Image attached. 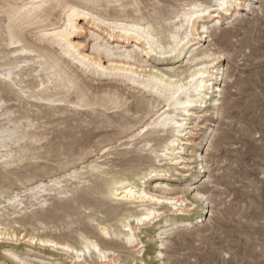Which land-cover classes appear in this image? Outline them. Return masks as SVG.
Wrapping results in <instances>:
<instances>
[{"label":"bare ground","instance_id":"obj_1","mask_svg":"<svg viewBox=\"0 0 264 264\" xmlns=\"http://www.w3.org/2000/svg\"><path fill=\"white\" fill-rule=\"evenodd\" d=\"M257 1L229 0L221 10L218 0H176L180 7L170 10L159 6L163 0H0V264H33L19 257L32 248L49 254L53 264H120L118 248L128 250L130 264H167V240L196 220V211L205 213L203 201L209 202L208 189L172 184V170L195 176L189 172L201 159L200 170L208 171L209 153L195 147L203 130L211 129L208 141L214 138L210 117H223L229 77L223 62L229 50L219 41L227 38L234 45L236 38L217 24L245 21L243 15L257 12ZM72 9L76 14L69 22ZM67 112L116 127L91 160L82 152L84 141L47 140L55 120V130L67 134L60 127ZM52 116L57 117L52 121ZM124 138V149L134 146L150 155L116 169L110 158L127 152H114L112 142ZM208 143L206 152L214 142ZM76 148L77 157L59 166H70L67 171L34 181L39 172L53 169L37 160ZM24 168L33 173L24 175ZM24 178L28 185L12 188ZM92 178L96 182L88 187ZM90 195L92 201L86 199ZM90 202L107 214L87 216L98 234L88 227L73 240L41 233L49 222L82 215ZM122 203L134 208L121 209Z\"/></svg>","mask_w":264,"mask_h":264},{"label":"rangeland","instance_id":"obj_2","mask_svg":"<svg viewBox=\"0 0 264 264\" xmlns=\"http://www.w3.org/2000/svg\"><path fill=\"white\" fill-rule=\"evenodd\" d=\"M179 3L181 4L176 0H163L159 6L171 10L172 6L180 7ZM255 6L257 12L254 14L245 12L246 14L243 15L245 21L243 22L234 23L223 20L217 24L221 25L222 30H228L236 37L233 41L234 45H231L227 38L219 41V45L227 47L229 50V57L223 62L229 76L228 79L226 78L224 98L222 99L223 117H225L219 120L211 116L212 125L210 128L216 129L213 131L214 138L208 141L211 129H207L203 130L205 133L202 134V138L197 140L200 144L195 148L200 151L199 153H209L206 158L208 164L206 170L208 171L200 170L201 159L194 164L197 168L193 169V172H189L196 174L195 176H181L176 170H172L176 174V180H173L172 184L200 186L204 191L208 189L209 202L203 201L205 213L196 211L195 215L198 216L196 220L193 219L192 223L182 226L181 229L179 227L175 231L173 230V235L166 242L167 247L163 249L167 256L164 259L167 264H264V0L255 2ZM89 27L92 26L89 25ZM216 27L214 25L213 30L214 28L216 30ZM89 29L88 32L91 34ZM89 33L87 34L89 35ZM219 34L220 32L214 36L215 40L217 38L216 41H218ZM88 35L84 34L81 39L85 41L89 38L90 35ZM90 41L92 45V38ZM185 61L186 58L183 65H185ZM99 82L96 80L94 83L96 85ZM15 103L18 108L22 109V105ZM71 114L73 113L63 114L66 121L60 125L63 132H67V134L64 135L55 130L57 124V120H55L52 122L55 128L50 129L47 140H52L53 144L84 141L85 143L83 142L84 144L82 143L81 146L82 152L86 153L84 155L86 160H91L94 158L93 154L99 153L100 148L108 144V142H100L107 136L113 135L117 129L114 125L109 127L98 125L97 120L92 122L93 118L87 115L74 116ZM130 114L134 120L136 115L134 116L133 112ZM56 117L52 116L50 120L53 121ZM48 118L45 117L43 121H47ZM117 119L122 121L120 118ZM163 137L164 135L160 138ZM86 138L88 142L85 141ZM47 140H43L44 145L47 144ZM116 140L114 139L112 142L114 143L113 151L127 152L123 155L114 154L110 158V166L116 165V169L123 165L129 166L128 162L141 155H150V151L135 150L134 146H130L128 149L120 146V143L127 138L120 142ZM211 141L214 142L213 146L206 152L207 143L209 142L208 145H210ZM78 148L76 151L67 152V154L53 153L49 158L37 160L53 167V169L39 172V176L35 177L34 181L41 178L46 179L55 174H63L70 166H68L69 168H60L59 166L69 158L77 157L80 152ZM92 149L95 151L90 153ZM165 162H169V160ZM155 164L159 166L158 161ZM22 173L30 175L33 171L31 168H24ZM1 180L3 179L0 177ZM95 182L96 179L92 178L89 183L87 182V186L90 187ZM29 183L30 181L24 178L16 182L12 188L19 189ZM50 197L52 196L48 198ZM86 199L92 201L93 197L86 196ZM55 202V198L50 200V209ZM107 202L118 205L115 202ZM120 207L121 209L134 208L125 203L120 204ZM199 209L200 207L197 208V210ZM81 212L82 215H65L63 221L49 222V226L44 231L41 230V233L65 234L73 240V237L77 236L78 230L88 227L90 231L98 234L99 230L92 226L96 222H90L87 216L92 215L94 218L106 219L105 209L97 211L94 203L90 202L81 208ZM60 214L63 212L60 211ZM72 219L75 222L68 224V221ZM198 220H202V222ZM16 228L31 229L32 226L17 224ZM148 248L149 251H153L150 245ZM31 250L33 251L19 253V257L27 259L33 264H53L54 259L50 260L49 254L46 252H38L35 248ZM118 251L122 253L120 264H130L126 259L128 250L118 248ZM88 257H90L89 254ZM127 261L128 263H126Z\"/></svg>","mask_w":264,"mask_h":264},{"label":"snow or ice","instance_id":"obj_3","mask_svg":"<svg viewBox=\"0 0 264 264\" xmlns=\"http://www.w3.org/2000/svg\"><path fill=\"white\" fill-rule=\"evenodd\" d=\"M218 5H219V8L221 10H224V9L228 8V6H229V0H218ZM75 14H76V9H72L71 10V13L69 14V22H71V18ZM165 87H167V86H165ZM201 87H202V85H201ZM181 90L183 91V88L182 87H181ZM177 104H178V106H181V107H187L188 106L187 103L184 104V105H180L179 104V101H177Z\"/></svg>","mask_w":264,"mask_h":264}]
</instances>
